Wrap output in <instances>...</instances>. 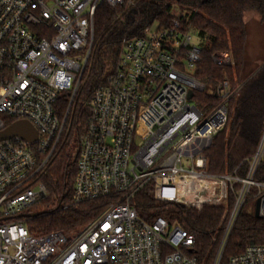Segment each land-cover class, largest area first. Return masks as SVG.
Wrapping results in <instances>:
<instances>
[{
    "label": "built area",
    "instance_id": "2783aa9c",
    "mask_svg": "<svg viewBox=\"0 0 264 264\" xmlns=\"http://www.w3.org/2000/svg\"><path fill=\"white\" fill-rule=\"evenodd\" d=\"M132 3L0 0V132L27 120L38 133L34 142L0 140V264H205L190 254L194 234L163 216L151 222L139 216L131 202L150 182L157 200L198 209L226 204L235 194L213 264H220L249 197L260 200L264 217V181L254 179L264 135L244 178L208 172L205 150L225 127L227 103L240 87L231 91L221 81L215 88L219 103L202 114L188 98L190 90L205 89L194 74L202 46L191 25L174 18L123 38L106 83L92 97L73 202L110 197L108 206L76 232L33 234L25 225L24 214L48 196L39 178L61 145L91 54L97 10ZM213 60L232 63L228 52ZM65 93L70 102L62 120L58 102ZM229 264H264V245H249Z\"/></svg>",
    "mask_w": 264,
    "mask_h": 264
},
{
    "label": "trees",
    "instance_id": "16d2710c",
    "mask_svg": "<svg viewBox=\"0 0 264 264\" xmlns=\"http://www.w3.org/2000/svg\"><path fill=\"white\" fill-rule=\"evenodd\" d=\"M255 13L264 29V0H133L132 4L117 8L101 5L95 16L93 48L65 121L61 145L39 178L48 192L38 203L44 210L23 216L29 231L33 234L79 231L110 203V197L73 202L77 159L91 114V100L95 91L106 83L123 38L140 35L155 21L166 26L179 18L184 27L191 25L196 31L203 51L194 74L205 89L195 91L193 102L202 114L209 113L219 103L215 88L221 81L227 80L231 91L241 86L227 103L225 127L213 137L205 155L208 172L244 178L264 135V65L245 82L264 60L259 57L254 69H248L250 73L246 74L247 17ZM218 52H228L232 63L216 64L213 55ZM69 102L70 94L60 96L58 114L62 120ZM254 179L264 181V155ZM234 187L240 188L241 183L236 182ZM153 191L154 183L150 182L133 197L131 203L139 216L149 222L163 216L170 223L180 224L196 238L190 254L205 264H213L235 194L230 192L227 205L205 204L198 209L180 202H161ZM255 206L256 199L252 197L242 206L220 264H229L231 257L244 252L249 245H264V217L255 216Z\"/></svg>",
    "mask_w": 264,
    "mask_h": 264
},
{
    "label": "rangeland",
    "instance_id": "374dc122",
    "mask_svg": "<svg viewBox=\"0 0 264 264\" xmlns=\"http://www.w3.org/2000/svg\"><path fill=\"white\" fill-rule=\"evenodd\" d=\"M259 19H260V17L257 13L253 14V16L249 15L247 17V21H249L247 63H246V69H245L247 75L250 73L248 69H250V70L254 69L253 67H255V64L257 63L256 61L258 59H260V58H261L260 60L264 59V29L260 25ZM191 31H192L194 40L199 43V37H198L196 31L194 29H192ZM92 48H93V45H92ZM263 63H264V60L261 62L259 67ZM253 73L249 74L247 79ZM192 102H193V100H192ZM226 205H227V203H226ZM41 210H44L43 205L37 203L36 205L32 206L31 209H29L26 213L33 214V213H37Z\"/></svg>",
    "mask_w": 264,
    "mask_h": 264
},
{
    "label": "water",
    "instance_id": "95a60500",
    "mask_svg": "<svg viewBox=\"0 0 264 264\" xmlns=\"http://www.w3.org/2000/svg\"><path fill=\"white\" fill-rule=\"evenodd\" d=\"M263 65L264 63L245 82H247ZM193 95H194L193 90H190L188 93V98L192 99ZM14 136H19L29 142H34L37 140L38 133L37 130L29 121L17 120L12 124H10L5 130L0 132V140L12 138ZM259 208H260V200L258 199L255 206L256 217H261L259 213Z\"/></svg>",
    "mask_w": 264,
    "mask_h": 264
},
{
    "label": "bare ground",
    "instance_id": "6f19581e",
    "mask_svg": "<svg viewBox=\"0 0 264 264\" xmlns=\"http://www.w3.org/2000/svg\"><path fill=\"white\" fill-rule=\"evenodd\" d=\"M182 187V186H181ZM180 187V188H181ZM180 192H182V195H185L186 193H185V191H184V189H183V187L180 189Z\"/></svg>",
    "mask_w": 264,
    "mask_h": 264
},
{
    "label": "crops",
    "instance_id": "0c3cea01",
    "mask_svg": "<svg viewBox=\"0 0 264 264\" xmlns=\"http://www.w3.org/2000/svg\"><path fill=\"white\" fill-rule=\"evenodd\" d=\"M251 16H253V15H251Z\"/></svg>",
    "mask_w": 264,
    "mask_h": 264
}]
</instances>
